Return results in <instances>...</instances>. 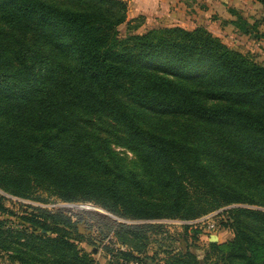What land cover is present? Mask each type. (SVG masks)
Segmentation results:
<instances>
[{"label": "trees", "instance_id": "16d2710c", "mask_svg": "<svg viewBox=\"0 0 264 264\" xmlns=\"http://www.w3.org/2000/svg\"><path fill=\"white\" fill-rule=\"evenodd\" d=\"M127 12L124 0H0V191L131 221L223 209L231 240L210 243L203 263L186 252L166 264H264V66L203 28L121 38ZM151 115L183 124L156 132ZM30 209L25 227L0 221V252L18 264H94L77 222ZM161 228L113 234L141 252Z\"/></svg>", "mask_w": 264, "mask_h": 264}, {"label": "rangeland", "instance_id": "374dc122", "mask_svg": "<svg viewBox=\"0 0 264 264\" xmlns=\"http://www.w3.org/2000/svg\"><path fill=\"white\" fill-rule=\"evenodd\" d=\"M158 3L153 6L155 12L148 23L141 16L128 18L127 15L126 22L118 28L119 36L125 38L153 27H180L190 31L203 28L230 49L264 66V4L255 0H160ZM149 118L145 122L147 126L160 133L172 134L180 130L183 124L180 119L153 115ZM131 157L128 153V158ZM0 197L4 199L6 209L12 213H0V221L6 222L8 227H25L20 217L30 213V208L52 213L60 211L71 217L72 221L77 222L81 235L78 247L91 256L94 264H166L173 263L174 256L180 257L186 252L196 255L203 263L210 243L221 244L232 239L230 231L223 227L227 219L221 214L223 209L194 220L131 221L116 217L92 203H67L44 192H40L34 200L21 199L2 191ZM119 224H153L162 228L155 233H146V247L136 252L132 245H122L114 237ZM128 253L134 258H130ZM0 264L18 263L11 261L8 253L1 251Z\"/></svg>", "mask_w": 264, "mask_h": 264}, {"label": "crops", "instance_id": "0c3cea01", "mask_svg": "<svg viewBox=\"0 0 264 264\" xmlns=\"http://www.w3.org/2000/svg\"><path fill=\"white\" fill-rule=\"evenodd\" d=\"M124 1H126L128 5V12H127L128 18H138L141 16L145 19L144 22L148 23L150 22L151 18H153V13L155 12L153 6L159 5L158 2L160 0H124ZM162 3L163 2L161 1V5ZM153 28H157V27H153Z\"/></svg>", "mask_w": 264, "mask_h": 264}, {"label": "built area", "instance_id": "2783aa9c", "mask_svg": "<svg viewBox=\"0 0 264 264\" xmlns=\"http://www.w3.org/2000/svg\"><path fill=\"white\" fill-rule=\"evenodd\" d=\"M199 223V222H198Z\"/></svg>", "mask_w": 264, "mask_h": 264}]
</instances>
